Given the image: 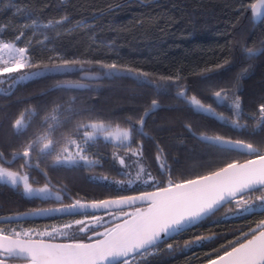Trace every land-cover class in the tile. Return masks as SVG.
Instances as JSON below:
<instances>
[{
	"label": "trees",
	"instance_id": "1",
	"mask_svg": "<svg viewBox=\"0 0 264 264\" xmlns=\"http://www.w3.org/2000/svg\"><path fill=\"white\" fill-rule=\"evenodd\" d=\"M250 2L254 0H0V39L26 48L30 62L48 63L49 57L57 56L92 62L25 80L10 89L0 84V151H23V136H15L13 131L21 113L26 122L24 132H35L32 127L43 121L47 132L65 143L72 133L85 131L80 125L92 121L121 127L132 123L139 128L134 120L144 115L155 99L159 107L145 116L143 134L134 132L124 149L97 141L101 145L96 156L91 155L96 162L90 173L81 175L85 171L81 165L64 168L51 165L45 156L37 157L33 150L30 154L43 164L50 182L62 184L76 198L97 202L166 186L169 176L156 160L160 149L174 183L245 161L240 153L201 142L202 135L243 140L264 152V134L254 132V118L264 103V53L250 59L245 51L264 47V19L253 23ZM57 20L63 23H55ZM100 62L150 75L139 80L124 73L109 76ZM161 76L179 79L162 82ZM63 84H79L80 88H64ZM178 85L188 96L195 95L227 118H231L234 91L243 110L241 124L247 127L233 128L230 122L197 112L177 97ZM221 88L230 90L228 100L217 101L213 95ZM129 116L134 118L132 122ZM137 150L142 152L138 158L145 169V177L139 181L147 183L117 187L121 178L131 180L118 173L115 157L120 151L132 154ZM26 203L0 185V211L5 215H9L8 210L12 211L8 217L22 215L15 212L23 210ZM254 207L255 211L228 218L235 208L225 206L190 230L155 246L150 254L137 255L132 264H207L223 254L230 241L264 221V208L258 203Z\"/></svg>",
	"mask_w": 264,
	"mask_h": 264
},
{
	"label": "snow or ice",
	"instance_id": "2",
	"mask_svg": "<svg viewBox=\"0 0 264 264\" xmlns=\"http://www.w3.org/2000/svg\"><path fill=\"white\" fill-rule=\"evenodd\" d=\"M253 19L264 17V0H254L249 3ZM64 19H67L66 17ZM52 22H49V25ZM55 23L61 24L63 20H57ZM49 25H45L48 27ZM2 31V29H0ZM23 32L16 37L20 39ZM248 57L254 58L260 53H264V47L260 49L246 48ZM27 49L18 47L12 41L0 39V84H7L8 88L19 84L25 80H30L47 73L67 72L70 66L92 63L91 61L68 60L60 57H49V62L32 63L26 55ZM227 63V61L225 62ZM218 65L217 67H222ZM100 67L109 76L124 73L132 75L139 80L140 77H148L150 74L115 63L104 64L100 62ZM37 69L35 72L23 71L24 69ZM12 73H22L18 76H12ZM5 74H9L5 77ZM91 78H97L95 76ZM160 81L175 83L179 79L173 77L161 76ZM151 81H141L143 83ZM79 86V85H77ZM228 89L221 88L213 92L217 101L229 99ZM176 95L182 98L197 112L206 113L214 116L216 119L230 122L233 128H246V124H241L243 119V110L241 108L240 96L233 91L231 97L232 114L231 118L218 114L212 106L206 105L195 95L188 96L187 90L177 86ZM159 107L158 101L153 99L149 109L145 110L144 115L136 118L134 124L129 123L127 127H121L116 124L113 126L102 120L92 121L86 125H80L85 129L83 132L84 144L95 140L98 135H102L105 140H113L122 145L130 142L134 132L139 131L143 134L145 116L150 111H155ZM55 111V110H54ZM254 123L257 128L264 129V103H261L256 113ZM55 119V116H53ZM129 122L133 117L129 116ZM19 133L25 125L22 119H17L13 125ZM51 127V126H50ZM200 139L208 144L237 150L248 156L254 157L247 159L244 163L232 162L217 171H212L207 175L197 176L195 179H187L180 183H174L170 176V169L163 158V150L157 152L156 160L159 163L161 171L169 176L166 186H160L156 191L143 192L139 196H122L116 200H105L94 202L91 205L76 204L69 205L67 211H74L77 208L84 209L91 207L94 209H119V213H110L117 219L126 216L122 223H115L112 227H107L103 232L99 231L95 224H100L99 216H92L95 222L92 226H84L78 229L79 232H90L87 236L88 242L77 240L66 231L71 229L73 223H68L63 228L54 227L52 231L37 232L35 237L31 230L18 231L15 228L6 229L0 227V264H10L11 261L22 260L24 264H132V261L139 255L144 257L152 251L164 238L173 236L174 233L182 231L189 225H193L203 219L205 216L214 213L220 207L228 203H235L237 208L250 210L252 205L248 200L255 196L260 202V207L264 208V152L260 147L243 140H231L219 135H202ZM40 144V152L44 155H52L53 141L48 135L40 136L35 141L28 143L22 152L13 151L11 159H6L3 152H0V183L9 185L12 188L23 186L26 196H40L47 198L51 195L48 185L34 189L29 183L27 173L11 170V163L18 157L24 159L22 168L30 167V153L34 144ZM77 148L76 156L85 163H93L86 155H83L85 149L75 140L71 141ZM130 147V145H129ZM64 153L68 149H63ZM133 155H142L139 150L134 151ZM57 164H75L77 161L71 153L61 156L57 154ZM120 163L124 161L121 159ZM38 167V165H37ZM145 172L143 166L137 173V179ZM151 177V173H148ZM154 179V178H152ZM147 183V180H145ZM59 199V197H57ZM138 202L147 203L148 207H137L132 212L125 211V206L131 207ZM60 211V210H57ZM12 217L0 218V220H12ZM76 225H85L84 220L74 221ZM93 236L99 237L93 240ZM48 237V239H45ZM57 237L70 238V242H55ZM230 247H226L223 254L216 259H212L210 264H264V221H261L256 229L250 233H244L236 241H230ZM187 246V245H186ZM169 249L172 245H168Z\"/></svg>",
	"mask_w": 264,
	"mask_h": 264
},
{
	"label": "flooded vegetation",
	"instance_id": "3",
	"mask_svg": "<svg viewBox=\"0 0 264 264\" xmlns=\"http://www.w3.org/2000/svg\"><path fill=\"white\" fill-rule=\"evenodd\" d=\"M256 117L254 118L255 121ZM242 122V119L240 120V123ZM255 124V123H254ZM256 125V124H255ZM254 132L255 133H260L261 136L262 134H264V129L262 128H257L256 126H254ZM253 132V133H254ZM256 141V139H255ZM1 152V151H0ZM22 152V151H19ZM235 152V151H234ZM11 152H6L4 153V156L6 159H11ZM120 156L115 157L118 163V170H119V174L121 175V177H125L131 180V185L128 184V181H126V179L121 178V182L117 183V187H127L130 188L132 186H140L143 184V182H140V179H143L145 176L142 173L140 178L137 179V173L139 172V170H137V166L136 163L138 162L140 165H142V163H140V160L138 158V155H133V154H124V152L120 151ZM241 154V153H240ZM117 155V154H115ZM245 158V161L247 159H251V156H248L246 154H242ZM123 160L124 163L121 164L120 160ZM30 160V167H24L22 168L21 165L24 164V159L22 157H18L16 160H14L11 165H5L6 167H10L11 170L13 171H17L20 172L21 174L27 173L28 177H29V183L32 186L35 187H44L45 184L48 185V188L50 191H52L53 194H55V196H48L47 198H42V197H38V196H26L22 193V190L19 187L17 188H12L9 185L6 184H2L0 183V185H4L6 188H8L9 190H11V195L17 196L20 199L26 200L27 203L24 204L22 206L23 210H19L15 213L18 214H29V213H33V212H37V211H43V210H48V209H52V208H58V207H64V206H69L72 204V202H77L79 201L80 203L83 202H87L84 201L82 198H77L75 196H73L71 193L67 192V189L65 187H62L63 185H58L55 183L50 182V180L47 178V174L45 172V168L43 166L42 163L35 161L34 158H32L31 154L29 157ZM38 165V167H37ZM135 165V166H133ZM132 167V168H131ZM131 168V169H130ZM145 184V183H144ZM122 189V188H121ZM124 191L120 190V193H123ZM143 192H139V194H142ZM138 193H134V194H130V195H117L114 199L116 198H120L122 196H132V195H137ZM57 197H59V199H57ZM109 200V199H107ZM101 201V200H100ZM104 201V200H102ZM99 202V201H97ZM248 203L251 204L253 206V208H255V204L258 203V206L260 205V202L257 201L255 199V196L252 197V199L248 200ZM226 206H229L231 208H235L233 215L228 216L229 217H235V216H239V215H245V213L250 212V211H255L256 209L251 208L250 210L245 211L243 208H237L235 203H229ZM225 207V206H224ZM223 207V208H224ZM260 207V206H259ZM262 208V207H260ZM221 210V209H220ZM9 215L8 214H4L2 211H0V218H7L8 216H10L11 214V210H8ZM110 213H119V211H115V212H105V213H97V214H83V215H50V216H41L38 218H32V219H26L23 221H19V222H4V220H0V227H4L6 229H10V228H15L16 230H23V231H27V230H33V231H46L49 230V228L52 227H56V228H62L65 224L68 223H73V227L71 229H66V231H68L71 236H74L75 239L77 240H84V242H88L87 240V236L90 235V232H79L78 229L80 227H84V226H92L95 224V222L92 219V216H99L101 218L100 223L103 225V227L100 226V224H95V227L103 232L105 230V228L107 227H111V223H107L105 224L107 221H109L111 218L115 217L113 215H111ZM227 217V216H225ZM223 217V218H225ZM76 220H84L85 221V225H76L74 223V221ZM70 238H65V237H57L55 242H70ZM45 239H48V237H45ZM94 240V238H93ZM11 262H19V261H11Z\"/></svg>",
	"mask_w": 264,
	"mask_h": 264
},
{
	"label": "rangeland",
	"instance_id": "4",
	"mask_svg": "<svg viewBox=\"0 0 264 264\" xmlns=\"http://www.w3.org/2000/svg\"><path fill=\"white\" fill-rule=\"evenodd\" d=\"M27 55V54H26ZM67 111H70L71 108L70 107H67L66 108ZM67 111H64V113H66ZM22 115V116H21ZM21 115L18 117L19 119H22V122L23 124L25 125V127L23 128V130L21 132H17L15 128H13V131H15L17 135L15 136H20L22 135L23 136V139H22V143H23V148L30 142H33L35 141L38 137L40 136H44V135H48V137L53 141V150H52V155H44L40 152V147L41 145L40 144H34V148H33V151L34 153H36V156H45L46 157V160H48V162L51 163V165H57V166H61V167H64V168H68V167H73V166H76V165H81V166H84V172L81 173V175H84V173H90L93 171L92 167L94 165V163L96 162V160L94 158H91V155H94L96 156L95 153H98V149L99 148V145H101L102 141L103 142H108V143H111L112 146H116V147H119V148H123L124 149V146H126L127 144H120L116 141H113L111 139L109 140H105L103 138L102 135H98L97 138L95 140H92V141H89L88 144H84V136H83V130L82 131H79V134L77 133H72V137H69L68 140H66L65 143H61V139L58 141L56 140L55 136L51 135L52 133L50 132H47L46 128H45V122L41 121L39 126H35V127H32L33 131L29 132V133H26L24 132V129L26 128V122L23 118V113H21ZM29 116H31L32 114H28ZM46 117H47V114H46ZM49 117V116H48ZM45 118V114L43 116H41V120H43ZM48 129V128H47ZM49 131V130H48ZM59 137V136H58ZM75 140L77 143L81 144L82 147H84L85 151L83 153V155H86L88 157V159L90 161H92L93 163H85V161L83 160H80L79 159V156H76V152H77V148L74 144L71 143V141ZM100 140L101 143L98 144L97 141ZM61 143V144H60ZM129 143V142H127ZM67 148L68 149V152L67 153H64L63 152V149ZM126 148V147H125ZM71 153L74 157V159L77 161V163L75 164H57L56 163V155L57 154H61V156L63 155H67ZM135 166V165H133ZM136 166L138 167L137 170H140V167L142 165H140L138 162L136 163ZM132 168V167H131ZM130 168V169H131ZM145 183V181H144ZM129 185H131V182H128ZM34 189H38L40 187H35V186H32ZM20 188L22 190V193L24 194V190H23V186L20 185ZM50 191V190H49ZM51 195L50 196H55V194L52 193V191H50ZM25 195V194H24ZM40 197V196H38ZM54 227L52 228H49V230H46V231H52ZM63 228V227H62ZM18 230V229H17ZM18 231H23V230H18ZM28 231V230H27ZM32 233H33V236L35 237V234L38 232V231H33L31 230ZM45 231V230H44ZM44 231H40V232H44Z\"/></svg>",
	"mask_w": 264,
	"mask_h": 264
},
{
	"label": "water",
	"instance_id": "5",
	"mask_svg": "<svg viewBox=\"0 0 264 264\" xmlns=\"http://www.w3.org/2000/svg\"><path fill=\"white\" fill-rule=\"evenodd\" d=\"M249 11H250V15H251L252 21H253V23L255 25H257L259 22H261L264 19V17H262V18H258V19H255L254 20L253 17H252V14H251V9ZM77 85H79V84H63V85H61V87H64V88H72V89L80 88V85L79 86H77ZM200 137H199V140L201 142H203L205 144H208V143L202 141L200 139ZM209 145H211V144H209ZM212 146H214V145H212ZM222 149H227V150H230V151H235L237 153H241V152H239L237 150H233V149H228V148H222ZM241 154H244V153H241ZM244 162L245 161L240 162V163H244ZM139 195H141V194L132 195V196H139ZM116 199H119V198H116ZM116 199H109V200H116ZM92 203H94V202H83L81 204L91 205ZM73 204H76V202H72L71 205H73ZM226 205L227 204L223 205L218 210H216L214 213H211V214L205 216L203 219H201L197 223H195L193 225L187 226L186 228H184L182 231H180L178 233H174L173 236L164 238V240H162L159 244H161V243H163V242H165V241H167V240H169V239H171V238H173V237H175V236H177V235H179L181 233H184V232L190 230L191 228H193L196 225L200 224L202 221H205L206 219H208L209 217H211L213 214H215L216 212H218L220 209H222ZM137 207H142V208H145L146 209L148 207V205H147V203L138 202L136 205H133L131 207L125 206V211L132 212ZM67 208H68V206H64V207H58V208H52V209H48V210H43V211H40V212L37 211V212L29 213V214L17 215V216L12 217L13 218L12 220H4V222H7V221L8 222H19V221H23V220H26V219H32V218H38V217H41V216H50V215H68V214H70V215H83V214H97V213L120 211L117 208H112V209L98 208V209H94V208H91V207H87V208H84V209L77 208L74 211H67L66 210ZM57 210H60V211H57ZM127 218L128 217H126V216L120 217L119 219H117L116 217H113L109 221H107L105 224H107V223H114V224L115 223H122L123 220L124 219H127ZM114 224H112V226ZM93 238L95 240V239H98L99 237L93 236ZM16 261H19V262H10V264H24V261H22V260H16ZM207 264H210V262L207 263Z\"/></svg>",
	"mask_w": 264,
	"mask_h": 264
}]
</instances>
